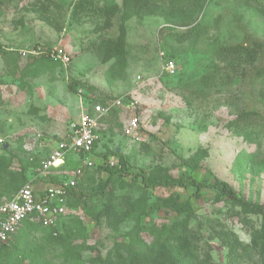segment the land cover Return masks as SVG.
Returning <instances> with one entry per match:
<instances>
[{
  "label": "rangeland",
  "instance_id": "rangeland-1",
  "mask_svg": "<svg viewBox=\"0 0 264 264\" xmlns=\"http://www.w3.org/2000/svg\"><path fill=\"white\" fill-rule=\"evenodd\" d=\"M104 1L0 0V39L15 49L0 56V156L9 159L12 170L21 160L25 182L33 188L75 178V190L86 193L103 187L106 164H115L117 154L136 169L161 166L173 176L192 162L199 164L198 177L208 169L238 195L264 207V0H138L140 13L128 20L121 19L122 0H114L113 11ZM208 38L220 46L247 47L251 55L244 74L231 72L226 84L208 82L215 65L223 64L213 59ZM37 47L64 52L69 63L22 53ZM166 64H173L175 72L170 74ZM100 101L112 107L99 120V138L88 155L92 165L84 166L82 156L68 152L61 164L41 173V161L72 136L81 113H90ZM134 115L138 141L125 132ZM129 183L122 176L102 197H84L79 205L65 201L64 219L75 232L70 243L84 247L79 264H110L107 253L128 242L137 219L148 244L151 231L172 221V213L140 217L138 207L143 198L152 203L169 190L145 193ZM11 198L2 195L0 203ZM110 202L117 210L129 208V216L112 223L101 214L97 222L93 215ZM194 206L187 228L199 256L186 264H200L206 254L211 264H226L224 233L249 244L261 223L255 215L242 220L240 209L229 203L202 198ZM29 223L5 243L13 252L26 248V237L35 247L48 237L39 222ZM20 254L29 261L26 249ZM44 255L46 264H62L60 253L48 249ZM263 260L253 250L241 261Z\"/></svg>",
  "mask_w": 264,
  "mask_h": 264
},
{
  "label": "trees",
  "instance_id": "trees-1",
  "mask_svg": "<svg viewBox=\"0 0 264 264\" xmlns=\"http://www.w3.org/2000/svg\"><path fill=\"white\" fill-rule=\"evenodd\" d=\"M137 1L138 0H122V20H128L134 15H139L142 4L139 5ZM104 3H112L110 4L111 7L109 10L113 11L117 8V4L114 0H105ZM107 12L108 10L105 11V14ZM200 39L201 38H198L197 41ZM208 45L212 48L211 55L213 59H217L219 62L223 63L221 67L215 65L214 73L212 72L207 77L208 82L210 80V82L214 84L219 83L217 85L221 83L226 84L227 82L223 80L229 79L231 72H235L236 76L244 74L246 62L251 55L247 47L240 44L220 46L212 39ZM8 54L10 53H7V55ZM215 73H219L221 77L219 78L217 76L216 78ZM68 86L71 90L74 89L72 82H70ZM19 161L18 168L12 170L10 168L9 159L5 156H0V196L7 195L8 197H13L24 184L27 170L22 161ZM115 161L116 163L114 165L106 164L109 176L106 181L102 183V188L97 187L96 189H92V192L88 193L75 190V187L71 188L67 196L68 204L79 205L84 197H87V199L91 196L102 197L106 191L114 185L116 178L128 176L131 181V183H129L130 186L134 187L136 185L145 193H153L157 188L169 190L167 195L157 196L152 203L147 204L143 198L142 203L140 202L138 206L142 211L140 212V217L149 214L151 211H156L157 213L163 212L165 215L172 213L173 218H171L172 221L170 224H162L155 231H151L152 242L149 244L145 243L140 236V230H142L143 227L140 226L139 219H137V229L135 232L128 234V242H126L124 246L115 244L116 249L112 255L109 252L107 253L108 262L110 264H112L113 259L116 260L118 264H186L190 260H195L199 255L196 252L197 250L193 241L189 237L187 226L189 223V216L196 210L194 203L202 198L210 203L224 202L232 206H237L240 209L239 215L242 220L250 215L261 217L259 228L251 232L249 244H243L234 234L224 233L225 237L223 241L229 248L226 264H243L241 261L243 257L253 250H258L264 257L263 205L241 197L230 184L214 176L210 170H203V176L198 177L197 173L200 169L199 164L185 162L182 164L178 173L173 176L167 172L165 167L161 166L150 171L142 168L136 169L128 162L125 156L121 154H117ZM176 189L186 191L187 195L182 196ZM143 192L141 194H144ZM205 192H210L211 195H205ZM112 205L114 204L111 202L108 203L105 208H102L101 211L93 215V218L98 222L101 214H103L109 221L116 223L118 220L122 221L129 216L128 212H131L129 208H126V210L118 208L119 210H117L114 209ZM183 214L185 217L179 219V216ZM64 218L65 215L59 218L56 229L44 227L48 229L49 234L44 242H40V246L35 247L36 242H31V240L26 237L24 238V246L26 248H23V246L15 247V251L13 252L5 243L15 234L12 235L7 242H0V264H46L44 253L48 249L61 254L62 264H79L80 255L84 247L83 244L70 243V239L74 237L75 232L73 231L72 225L68 224L70 222ZM29 222L31 221L26 220L22 225L25 223L29 225ZM53 231H56V235H53ZM119 240L125 242L124 238ZM25 249L29 253L28 262L26 259L20 257V252L23 253ZM209 257L210 256L206 254V260L200 262V264H211Z\"/></svg>",
  "mask_w": 264,
  "mask_h": 264
},
{
  "label": "built area",
  "instance_id": "built-area-1",
  "mask_svg": "<svg viewBox=\"0 0 264 264\" xmlns=\"http://www.w3.org/2000/svg\"><path fill=\"white\" fill-rule=\"evenodd\" d=\"M14 48L5 44L0 39V56L5 52H13ZM23 54H44L46 57L59 61L63 66L69 63L66 53L56 49H41L24 51ZM167 71L175 72L173 64H166ZM112 107L109 102H96L90 113L82 112L79 124L75 127L72 136L68 140H62L57 147L44 160L41 161L39 171L47 172L50 168L61 164L64 155L68 152L82 156V164L91 166L92 161L88 157L99 138L97 127L101 117L108 114ZM139 120L136 115L131 117L126 125L125 132L134 140H139ZM114 165V162H109ZM76 184L75 178L45 186L41 189L33 188L30 181L25 182L16 194L0 203V242L5 243L16 233L24 221H36L44 227L56 229L60 217L66 213V198L71 188ZM56 235V231L52 232Z\"/></svg>",
  "mask_w": 264,
  "mask_h": 264
},
{
  "label": "water",
  "instance_id": "water-1",
  "mask_svg": "<svg viewBox=\"0 0 264 264\" xmlns=\"http://www.w3.org/2000/svg\"><path fill=\"white\" fill-rule=\"evenodd\" d=\"M6 147H7V145H6V144H4L3 148L5 149Z\"/></svg>",
  "mask_w": 264,
  "mask_h": 264
},
{
  "label": "crops",
  "instance_id": "crops-1",
  "mask_svg": "<svg viewBox=\"0 0 264 264\" xmlns=\"http://www.w3.org/2000/svg\"><path fill=\"white\" fill-rule=\"evenodd\" d=\"M59 183V182H58ZM55 184V183H54ZM43 188V187H42ZM41 189V188H40Z\"/></svg>",
  "mask_w": 264,
  "mask_h": 264
}]
</instances>
